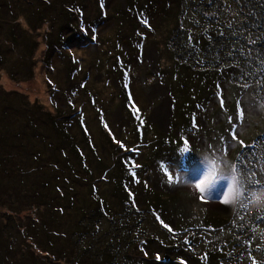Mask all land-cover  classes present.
I'll use <instances>...</instances> for the list:
<instances>
[{
  "label": "trees",
  "instance_id": "trees-1",
  "mask_svg": "<svg viewBox=\"0 0 264 264\" xmlns=\"http://www.w3.org/2000/svg\"><path fill=\"white\" fill-rule=\"evenodd\" d=\"M6 1L8 5H0V72L13 54L17 55L15 62L22 59L32 62L39 47L38 43L32 45V41L23 42L26 33L16 35V29H20L12 21L18 22L14 13L20 9L17 4L21 2ZM139 1L126 0V8H121L118 23L126 33L121 37L125 44L119 49V70L114 69L119 76L116 78L121 112L129 118L134 142L129 145L125 138L118 141L112 137L111 142L107 136L103 141L104 153H98L92 135L84 128L81 107L54 102V113L41 107L38 113L41 112L43 122L50 123L58 134L53 142L40 138L53 162L46 157L32 169L25 164L20 167L12 161V151L0 150L7 157L3 164L0 162L9 184L7 197L22 194L24 203L21 202L20 208L37 212L36 218L24 221L14 216L7 217L8 223L0 221V264H264V191L261 190L264 189V109L261 108L264 76L260 75L264 65V0L149 2L147 8L152 9L149 14L165 6L175 8L165 46L161 51L157 49L158 59L165 56L171 70L148 67L143 49L146 37L152 34L146 23L151 19H147L144 7L139 8ZM67 6L70 9L63 8L61 12L62 20L68 22L69 27L65 23L63 28L67 32H57L53 38H49V32L46 35V66L53 67L49 64L51 55L60 54L69 82L68 89L58 87L53 93L55 101L57 94L65 99L74 89L82 94L90 91L87 81L90 71L84 70L73 54L65 53V45L78 40L80 28L85 32L83 39L95 38L87 18L83 19L82 0H72ZM2 7L6 10L1 11ZM43 7L40 15L47 18L55 13L50 3ZM105 14L108 19L116 16L112 10ZM7 16L14 20L9 21ZM77 16L81 17L79 25ZM143 23L147 29L142 27ZM38 30L35 28L34 32ZM121 60L126 62L120 63ZM143 63L150 76L163 83L177 78L179 84L170 86L175 98L170 130L158 129L160 138L155 143L144 140L151 124L137 100L131 98L127 83L128 64L141 68ZM31 72L27 66L26 73ZM196 84L203 86V93L191 98L192 93L199 92ZM11 97L29 103L20 93L6 92L0 87V100L6 104L0 111V146L7 142L11 132L3 117L23 116L17 111L23 106L10 101ZM95 110L104 123L101 108ZM25 118L33 127L37 125ZM76 127L86 146L77 143ZM11 129L16 140L19 139L17 145H21L17 153L25 154L30 148L20 138L25 136ZM240 131H251L250 139L243 138ZM185 141L191 151L182 154ZM230 147L234 148L229 152ZM220 157L232 168L217 164ZM200 162L205 164L208 174L215 170V180L225 178L222 173L237 170L240 183L228 215L203 208L184 192L157 191L149 181L158 176L160 182L173 184L172 179L176 182L180 178L182 168H188L189 173ZM37 172L24 189L15 188L13 178L28 179ZM40 173L42 191L38 188ZM46 176L52 177L47 181ZM250 189L255 190L258 198L250 195ZM78 212L81 215L77 218ZM70 220L73 227L77 226L73 231L65 223ZM144 220L148 224L155 221V227L158 223L159 233L149 225L148 229L143 228ZM98 232L99 242L85 241L84 236ZM21 235L26 237L25 241L18 240ZM66 245L69 246L64 248Z\"/></svg>",
  "mask_w": 264,
  "mask_h": 264
},
{
  "label": "rangeland",
  "instance_id": "rangeland-1",
  "mask_svg": "<svg viewBox=\"0 0 264 264\" xmlns=\"http://www.w3.org/2000/svg\"><path fill=\"white\" fill-rule=\"evenodd\" d=\"M21 2L17 4L15 9L14 18L18 20L15 23L10 16H7L6 19L12 21V24L19 28L16 29L19 36L22 33H28V37L23 35V42L32 41V45L39 44L38 50L35 52L33 61L27 59H22L19 62H15L14 58L17 55H12L5 66L1 67L2 71L0 72V87L6 92L16 91L20 93L23 98H26L29 103L25 104V100L18 97H11L9 100L15 101L19 106H23L21 110H17L18 113L22 112L23 116L12 115L4 116V124L10 129L8 134L9 139L7 142L0 146L1 151L9 150L12 151L14 155H11V159L18 166L36 167V164L39 160L48 158L49 162H53L49 158V150L46 144L41 143L40 138H46L49 141L53 142V137H58L54 127L47 122H43L40 114L38 113L41 107L45 112H53V103L57 105L64 104L68 102L70 105H73L77 108H82V115L85 118L84 128L87 131L88 135H92L94 143L97 146V152L103 154V141L104 138H110L111 142L113 139L119 141V139H124L129 145L134 142V131L130 128L129 118L122 114L121 112V101L119 98V89L117 85L118 76L114 69L119 70V49L123 47L125 43L121 41V37L126 35L123 28L119 25V14L122 11L121 8H126V0H82L85 8V14L83 19H86V22L91 25V34L95 38L94 40L83 39L84 30L80 28L79 38L77 41H72L65 45V53L69 52L75 56L76 59L81 61V64L84 67V70L90 71V76L87 78L89 85V92L81 93L79 90L74 89L69 92L68 96L63 99L62 96L57 94V99H53V93L57 91L58 87L62 90L69 88V82L66 80V74L64 70L63 61L57 52L51 55L50 65L53 67H47L45 59L46 52V35L49 32V38H53L57 32L64 31L63 29L66 23L68 22L62 20V9L64 11L69 10L70 7L67 6L72 0H17ZM152 0H140L139 8L144 7L147 16V19H151L148 25L152 31L151 35H148L146 32H142V35H148L146 37V46L143 49L145 51V56L147 59L149 69H155L156 66H162L169 68L170 62L167 61L165 56L157 53V49L162 48L166 35L173 19L175 18V8L165 6L164 8H158V13H148L152 9H148L147 5ZM50 3L53 6L55 13H51L50 16L44 17L40 15V9L44 8L43 6ZM0 5H8L6 0L0 2ZM32 6V7H30ZM3 8V7H2ZM138 8V5H137ZM6 10V7L1 9V11ZM108 10H112L116 16H111V18H106L105 13ZM10 13L12 11L10 10ZM34 13V14H33ZM157 13V14H156ZM65 15V14H64ZM66 19V15H65ZM81 17H76V23L79 25ZM82 19V20H83ZM122 19V18H121ZM133 21V19H131ZM129 22V21H128ZM74 27V26H72ZM142 27L146 28V24L143 23ZM35 28L39 29L37 32H34ZM71 28V27H70ZM154 28L156 29L154 31ZM22 30V32H21ZM15 31V32H16ZM52 32V33H51ZM51 33V34H50ZM9 43V42H8ZM158 47V48H157ZM161 51V49H160ZM26 56V54L24 55ZM126 62L121 60L120 63ZM135 64V61H133ZM134 64H128L127 66V83L131 89V98L137 100L138 105L140 106L143 113L147 116L148 122L151 124L150 131L146 132L144 135L145 142L155 143L160 137L157 135V130L169 131L171 126V119L174 116V107H175V98L171 94L170 86L179 85L177 78H172L167 82L163 83L161 79H156L153 76L148 74V69L146 70L145 64L143 67H136ZM31 69V74H27L26 70ZM32 66L34 70H32ZM56 70V71H55ZM119 77V76H118ZM29 78V79H28ZM28 79V80H24ZM195 88L196 93L191 94V98L199 97L200 92L203 93V86L196 84ZM176 90V89H175ZM177 92V90H176ZM179 96V92H177ZM190 96V94L188 95ZM192 100V99H191ZM188 101V104L191 102ZM7 102V101H6ZM5 103L0 100V111L5 108ZM101 108L102 117L105 122L101 123L100 117L98 118L95 108ZM79 110V109H78ZM27 117L30 120L37 122V125L33 127L30 122L25 118ZM11 127L18 134L25 136V139L22 137L21 140L27 145L28 150L25 154H18V146L14 133L12 132ZM129 128V129H128ZM249 128V127H246ZM104 130V131H103ZM76 132V141L79 145L86 146L85 138L78 131V127L75 128ZM238 133H243V138L247 140L251 137V131ZM31 136V141L30 140ZM108 136V137H107ZM113 139H112V138ZM49 141H47L49 143ZM201 142H203L201 140ZM234 147H230L229 152ZM110 154V153H109ZM107 156V153H105ZM108 157V156H107ZM3 154L0 152V162L5 159ZM24 158V159H23ZM3 164V162L1 163ZM62 165V162L60 163ZM52 173L51 169H49ZM181 176L176 182L172 179L173 184H165L158 180V176L155 178H150L149 181L152 183V186L155 187L157 191L175 194L177 192H184L194 199L198 200L201 206L205 209H208L212 212L221 213L223 215H228L234 206V192H227L229 188L228 181L225 178L218 179L213 181V187L211 188L210 197L201 199V195L195 187H191L195 182L199 181L204 176L208 175L205 164L200 162L195 165L193 170L188 173V168H182ZM31 175L28 179L25 177H15L12 179V182L15 184V188L22 190L28 185L29 182H32L34 175ZM171 174L174 173L173 170L170 171ZM52 176H46V180L49 181ZM35 178V177H34ZM38 181L40 182L39 190L42 191V181L43 174L40 173L38 176ZM182 181V182H179ZM8 181L5 175V170L0 168V221H5L8 223L7 217H15L18 219H28L29 217H37L36 209L29 208H20L21 204L24 203L22 194H14L12 198H8ZM229 196V203H223V193ZM252 197L256 198L254 189H250ZM207 197V193L203 194ZM26 196V195H25ZM27 197V196H26ZM5 199V200H4ZM22 202V203H21ZM19 215V216H17ZM80 212L77 213V218L80 216ZM9 217V218H10ZM13 217V218H14ZM75 220V218H70ZM143 219V218H142ZM70 220L65 222L68 224L67 229L73 231L77 226L73 227L74 222ZM151 218H149V221ZM148 221V222H149ZM11 222V221H10ZM16 225V222H11ZM10 223V225H11ZM108 223V221L106 222ZM155 223V221H153ZM147 223L145 220L142 222V227H147L159 233V224L155 227L154 224ZM147 225V226H146ZM100 232L93 234H88L84 236L85 241L87 242H99ZM26 237L21 235L18 240L25 241ZM45 238L42 242L44 243ZM62 242V241H61ZM42 245V244H41ZM44 246V244L42 245ZM69 245H66L67 248Z\"/></svg>",
  "mask_w": 264,
  "mask_h": 264
},
{
  "label": "snow or ice",
  "instance_id": "snow-or-ice-1",
  "mask_svg": "<svg viewBox=\"0 0 264 264\" xmlns=\"http://www.w3.org/2000/svg\"><path fill=\"white\" fill-rule=\"evenodd\" d=\"M260 75L264 76V65L261 66ZM261 91H264V88H262ZM261 108L264 109V105H261ZM188 152H189V148L187 146V141H185V146L181 149V153L185 154ZM220 161L224 165L225 168H228V169L232 168L231 166L227 165V163L225 161H223L222 157H220ZM133 175H135V173H133ZM215 178H216V172H215V170H213L208 175L204 176L199 181L195 182V184H193L191 187L194 186L195 189H197L198 192L200 194H202L200 197L201 199L209 198L211 188L213 187V181L215 180ZM169 179L171 180L172 177H169ZM179 182H182V181H179ZM226 190H227V192L232 193V192L237 190V185H234L233 187H229ZM261 190L264 191V189H261ZM205 193H207V197L205 195H203ZM250 195H251V193H250ZM223 203L224 204L229 203V196L227 194H225V192L223 193ZM165 227H168V226L165 225Z\"/></svg>",
  "mask_w": 264,
  "mask_h": 264
},
{
  "label": "clouds",
  "instance_id": "clouds-1",
  "mask_svg": "<svg viewBox=\"0 0 264 264\" xmlns=\"http://www.w3.org/2000/svg\"><path fill=\"white\" fill-rule=\"evenodd\" d=\"M189 151H191L190 148ZM216 163L222 164L221 161H216ZM209 167H211V164H209ZM222 174L224 175L225 179L228 181L229 187H233L234 185H238L240 183V180L238 178V173L236 170Z\"/></svg>",
  "mask_w": 264,
  "mask_h": 264
}]
</instances>
